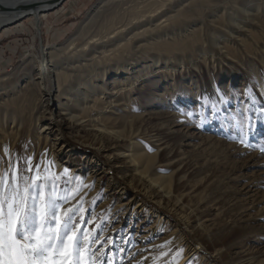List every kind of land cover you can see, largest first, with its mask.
Wrapping results in <instances>:
<instances>
[{
    "label": "rangeland",
    "instance_id": "1",
    "mask_svg": "<svg viewBox=\"0 0 264 264\" xmlns=\"http://www.w3.org/2000/svg\"><path fill=\"white\" fill-rule=\"evenodd\" d=\"M141 1L56 0L39 23L25 13L0 25V174L11 162L21 187L22 177L39 175L55 176L61 195L80 188L94 218L87 233L99 226L91 264H264V48L237 44L261 37L254 20L264 0L234 9L224 0L218 11L220 2L207 3L211 10L177 16L170 5L163 19L172 22L151 32L134 14L147 6ZM248 20V32L238 27ZM109 23L125 28L107 42ZM91 34L102 37L92 53L84 45ZM230 39L237 48H218ZM50 50L59 92L46 74L28 78ZM246 118L255 127H245L241 143ZM29 157L33 169L23 171ZM87 240L81 264H89ZM53 261L69 264L59 253Z\"/></svg>",
    "mask_w": 264,
    "mask_h": 264
},
{
    "label": "snow or ice",
    "instance_id": "2",
    "mask_svg": "<svg viewBox=\"0 0 264 264\" xmlns=\"http://www.w3.org/2000/svg\"><path fill=\"white\" fill-rule=\"evenodd\" d=\"M259 113L264 116V105L260 106ZM246 119L247 125H240L241 143H245V127L248 131L255 127L250 118ZM24 164L26 167L23 171H32L30 157L25 159ZM34 167L38 171L40 165ZM19 171V166L10 162V170L0 174V264H54L53 256L56 253L65 256L69 264H81V246L86 243V235L91 264V257L100 251L92 248V245L100 243L101 240L96 234L98 225L92 234H88L85 228V225L94 222V218H87L88 210L84 207L81 189L77 188L69 195L61 188L64 193L61 195L55 190V176L39 175L31 177L30 183L29 177H22L25 186L21 187L18 183ZM68 171L64 169V173ZM77 196L79 199L76 203L66 209L62 217L59 216V206L76 199ZM38 225L46 226L47 230L41 233ZM53 225H56L55 229L52 228Z\"/></svg>",
    "mask_w": 264,
    "mask_h": 264
},
{
    "label": "bare ground",
    "instance_id": "3",
    "mask_svg": "<svg viewBox=\"0 0 264 264\" xmlns=\"http://www.w3.org/2000/svg\"><path fill=\"white\" fill-rule=\"evenodd\" d=\"M243 1L245 0H230L231 8H237V6L241 3H243ZM250 1H255V0H250ZM261 2L263 0H260ZM142 3L147 4L146 7L144 8H137V10L135 11L134 14L137 15V17L139 18V22L141 23L139 26L143 27L142 31L143 32H151L152 30H156V29H160V28H165L167 26V24L169 23V21L173 20V17H167L166 19H163V17L167 14L166 9L168 8L167 6H170V8L172 7H178L177 11L175 13V15L177 16L178 14L182 13V12H186V13H191L193 12V10H211V6L207 5V3H215V2H220L219 6H216L214 11H218L219 9L223 10V8L225 7L222 3L225 2L224 0H142ZM264 2V1H263ZM56 0H0V25H2L3 23H7V22H11L13 20H16L18 18H20L21 16H23L25 13L27 14H32L35 19L37 20V22L39 23L40 21V13H43L45 10L49 9L52 5H55ZM124 3V2H123ZM206 6V7H202ZM216 4V3H215ZM250 4V3H249ZM218 5V4H217ZM258 5V4H257ZM260 6V5H259ZM172 10V9H171ZM246 12L245 14L247 15V18H249V20L251 18H255L253 17V15L251 14V12L248 9H244ZM258 8H256L254 11L255 13H258ZM198 12V11H197ZM202 12V11H201ZM209 12V11H208ZM223 12V11H222ZM133 13V12H132ZM131 13V14H132ZM242 13V12H241ZM220 14V13H219ZM230 17L231 16H236L233 11H229ZM251 15V16H250ZM128 17V15H127ZM182 17V16H181ZM217 18V17H216ZM236 18V17H235ZM168 19V20H167ZM128 20V19H127ZM248 20V21H249ZM201 21V20H200ZM231 21V20H230ZM108 22V21H107ZM129 22V21H128ZM172 22V21H171ZM181 22V21H180ZM255 24L259 26L260 31H259V35L261 34V37H257L255 36L253 41H240V44L237 43L238 45L242 46L243 48H249V47H253V48H260L263 49L264 48V42H261L259 40H264V15L263 16H259L257 18H255L254 20ZM241 23V22H240ZM107 25V26H106ZM109 23V24H105V27H103L105 30H110L107 31L106 35L107 37H105L107 39V42L111 40V38H115L116 36H118L122 31L124 30V26L125 24L122 25H116ZM181 26V25H180ZM250 26V21L249 22H243L241 23V27L244 29H246V31L248 32L249 30L247 29ZM82 27V26H81ZM158 27V28H157ZM111 28V29H110ZM187 28V27H186ZM140 29V28H139ZM165 30V29H164ZM180 30V29H179ZM191 32L190 33H195L198 32V34H201V32H203V28L202 27H193L192 29H190ZM101 32V31H99ZM95 33V34H99ZM133 32V31H132ZM102 33V32H101ZM182 33V32H181ZM246 33V32H245ZM132 34V33H131ZM150 34V33H149ZM233 34V33H232ZM238 34V33H237ZM236 34V35H237ZM234 35V34H233ZM96 35L91 34V36H87L84 37L85 39H87V42L84 44L85 47L91 48V53L94 51V49H96L95 46H99V42L98 39L102 38H97L93 39L92 37H94ZM163 36V35H162ZM161 36V38H162ZM160 37V36H159ZM104 38V39H105ZM197 39V38H196ZM212 39V38H211ZM239 39V38H238ZM231 40H233L234 42H232ZM97 41V42H95ZM237 41V40H236ZM239 41V40H238ZM70 42V41H69ZM166 42V41H165ZM71 43V42H70ZM141 43V42H140ZM168 43V42H167ZM235 40L234 39H230V41L226 42L227 46L223 45L224 43H219L217 44L218 48L220 50H230L231 48L235 49L237 48V45L234 44ZM192 44V43H191ZM209 44V43H208ZM73 45V44H72ZM136 46V45H135ZM144 46V45H143ZM54 47V46H53ZM68 50L71 48L70 44L65 45V49ZM216 49V48H215ZM59 50V49H58ZM154 50V49H153ZM173 50V49H172ZM219 50V51H220ZM163 52V51H162ZM89 54V53H88ZM136 54V53H135ZM48 55V57H47ZM47 55L45 54L44 57L41 59L40 61V66L38 68H36V76L37 77H33V76H29V80L30 81H34L35 78L38 79H42V77L46 74L48 75L50 78L53 79V81L56 83L57 86V91H60V74L58 71L48 68L49 65V61L51 60V58H54L56 56V50H50ZM207 55V54H206ZM129 56V55H128ZM212 56V55H211ZM216 56V55H215ZM222 56V55H221ZM94 57V56H93ZM213 57H210L209 59H212ZM95 59V58H94ZM83 61V60H82ZM139 61V60H138ZM154 61V60H153ZM218 61V60H217ZM33 62V61H32ZM207 61L205 60V63ZM178 63V62H177ZM227 63V62H226ZM34 64V63H33ZM54 64V63H53ZM70 64V63H69ZM158 64V63H156ZM220 64V63H219ZM222 64V63H221ZM226 65V64H225ZM70 66V65H69ZM173 66V65H172ZM60 69V68H59ZM123 69V68H122ZM126 69L125 71H129L128 68H124ZM132 69V68H131ZM170 70V69H169ZM66 72V71H65ZM84 72V71H83ZM124 72V70H123ZM81 73V72H80ZM127 73V72H126ZM134 73V72H133ZM102 74V73H101ZM174 74V73H173ZM104 76V75H103ZM141 76V75H139ZM101 77V76H100ZM98 79V78H97ZM107 80V79H106ZM117 80V79H116ZM113 81V80H112ZM104 82V81H103ZM134 82V81H133ZM142 82V81H141ZM31 83V82H30ZM36 83V82H35ZM34 83V84H35ZM119 83V82H118ZM103 84V83H102ZM100 84V85H102ZM126 86V85H125ZM95 87V86H94ZM120 87V86H119ZM97 88V87H96ZM121 89V88H120ZM70 90V89H68ZM55 91V90H54ZM66 91V90H65ZM117 92V91H116ZM120 92V91H119ZM122 92V91H121ZM70 93V92H69ZM65 95V94H64ZM50 96H51V92H50ZM121 100V99H120ZM119 100V101H120ZM40 103L41 106H39V108H42L41 110H38L36 113V117L37 119H39L42 116V113L44 114V112L47 110V104L50 102L49 98L48 99H40ZM112 103V102H111ZM70 112V111H69ZM73 117V116H71ZM49 127L44 125L42 127V130L44 131V129H48ZM105 130V129H104ZM41 132V131H40ZM104 131L99 130L97 131V133H103ZM131 132V131H130ZM99 135V134H98ZM94 141H98V137L97 134L94 133ZM62 147H64V145H61V148L59 150H62ZM59 166V165H58ZM144 166V165H143ZM139 173V171L137 172ZM140 174V173H139ZM145 174V173H144ZM153 176V175H151ZM142 177L140 176L137 180H135L133 178V176L131 177V180L137 181L139 183H141L142 181ZM146 176H144L145 178ZM160 180V179H159ZM161 189H163L164 187L160 186ZM166 193L169 195L171 193L170 190H167ZM134 208H139V210L143 209L142 204H135L133 206Z\"/></svg>",
    "mask_w": 264,
    "mask_h": 264
}]
</instances>
